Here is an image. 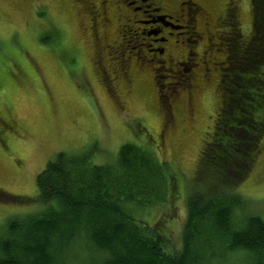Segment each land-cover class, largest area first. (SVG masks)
<instances>
[{
	"label": "rangeland",
	"instance_id": "374dc122",
	"mask_svg": "<svg viewBox=\"0 0 264 264\" xmlns=\"http://www.w3.org/2000/svg\"><path fill=\"white\" fill-rule=\"evenodd\" d=\"M210 1L212 18L223 12L228 1V9L237 11V26L219 27L211 22L204 27L196 16L195 28L204 39L192 48L203 60L225 62L217 64L221 65L219 69L210 65L213 69L206 75L195 66L182 77L189 76V82L181 81L173 93L172 84L181 77L177 79L172 70L182 72V67L165 64L166 68L158 69L151 63L158 75L153 76L146 61H133L127 46L131 33L127 30L122 32L124 42L119 40L123 50L114 44L103 49L113 29L119 38L115 28L124 23L123 15L112 13L109 25L104 27L99 22L94 30L99 35L96 40L91 29V0H0V119L11 125L4 131L0 126L2 228L8 219L39 210L33 198L36 177L58 152H85L94 163L111 164L126 142L150 148L164 164L166 174L173 177L170 193L154 205L137 210L131 207L134 218L144 220L166 237L168 250L182 247L184 199L189 189L237 193L244 200L246 215L264 216V132L251 149L247 173L238 183H229L234 176L230 169L239 162L233 155L221 167L209 170L214 179L199 170L204 146L213 140L215 132L221 105L219 84L226 88L241 73L237 67L240 58L233 56L231 44L234 47L233 42L239 41L246 45L254 31L251 0ZM219 31L227 41L216 38ZM105 32L110 35L101 39ZM174 49L181 53L174 60H182L186 47L178 44ZM128 55L130 63L124 60ZM104 68L107 76L102 73ZM128 70L129 75L122 73ZM168 83L171 86L166 97ZM255 114L264 119V108ZM236 134L241 136L242 132ZM220 140L232 150L235 142L231 135ZM234 148L241 162L240 150ZM77 250L74 247L62 254L64 258L61 255L58 263L82 264L85 251ZM91 253L94 261L105 255L93 249ZM240 260L232 258L234 264Z\"/></svg>",
	"mask_w": 264,
	"mask_h": 264
},
{
	"label": "trees",
	"instance_id": "16d2710c",
	"mask_svg": "<svg viewBox=\"0 0 264 264\" xmlns=\"http://www.w3.org/2000/svg\"><path fill=\"white\" fill-rule=\"evenodd\" d=\"M251 1L253 36L246 45L238 41L230 47L240 58L241 73L226 88L219 84L213 140L199 161L200 172L209 173L233 155L239 162L230 169V184L246 175L251 149L264 132V119L255 116L264 108V0ZM229 135L232 150L220 140ZM172 178L150 148L133 142L122 144L111 164L94 163L89 153L60 151L36 177L39 210L0 226V264H60L61 255L74 247L85 251L82 264H234L233 257L241 259L236 264H264V216L246 215L244 200L231 191L189 189L182 247L168 250L166 237L134 218L133 210L170 193ZM91 249L105 255L94 261Z\"/></svg>",
	"mask_w": 264,
	"mask_h": 264
},
{
	"label": "flooded vegetation",
	"instance_id": "af4514ba",
	"mask_svg": "<svg viewBox=\"0 0 264 264\" xmlns=\"http://www.w3.org/2000/svg\"><path fill=\"white\" fill-rule=\"evenodd\" d=\"M96 4L91 0V7L89 10L90 19H91V29L94 31L96 25L100 24L101 26H107L110 23L112 18V13L117 17L123 15L124 23L117 25L115 28V33L119 34V38L114 36V29L112 31V37L110 40H107L104 43V48L109 49L110 47H122V44L119 42L121 39L124 42L123 31L127 30L128 33H131L130 39L127 40L129 46V53L134 55L133 61L141 59L146 61L150 73L153 76H158L156 74V68L152 67L153 64H157V68H166L165 64L175 65L176 67L181 66L182 72L178 70H172L175 76L180 78L177 83H173L171 87V92L175 93L174 88L180 84L182 81H188V77L182 79L183 76H187L192 71V68L196 66L195 69L203 71L204 75L207 74L213 67L218 69L221 65H217L225 62L221 60L218 62L216 60H203L202 57L199 58V54L192 47L198 41L204 39L203 33L199 32L195 27L194 21L196 16H198L201 21H203V26L207 27L211 22L215 26H221L227 24L229 26H237V16L236 9H228V1L225 3V7L222 13L219 15L216 14L214 18L211 17L210 10L213 7V4L210 0H96ZM115 5L116 8L113 7ZM110 7V8H109ZM114 9V11L112 10ZM115 12V13H114ZM120 20V18H118ZM107 22L106 24H104ZM206 33L207 29L202 28ZM222 30V28H221ZM106 31V30H104ZM223 32V31H222ZM221 31L217 32L216 38L226 40V36ZM110 33H104L101 39H107ZM95 39H99V35L94 31ZM114 36V38H113ZM225 36V37H224ZM210 37H207V41H210ZM185 41H189V44L186 45ZM192 43V44H190ZM210 43V42H209ZM178 44H182L186 47L183 52V59L180 61L174 60L177 53L179 56L181 53L175 51V47ZM211 44V43H210ZM209 44V45H210ZM122 49V48H121ZM136 52H131L135 50ZM123 50V49H122ZM130 56L128 55L124 60L127 63H130ZM226 60V56L224 58ZM153 63V64H151ZM208 63V64H207ZM127 65V64H126ZM210 65H213L210 66ZM111 67L108 66V69ZM127 68H131V65L128 64ZM126 70V68H125ZM107 69H103L102 73L104 76H107ZM112 71V69H111ZM161 71H164L161 69ZM129 75L130 70L123 71L122 73H127ZM160 77L163 75L159 74ZM165 86V85H161ZM171 83H168L166 89L168 90L167 94L169 95V87ZM173 88V89H172ZM174 95V94H173ZM168 107L169 102H168ZM170 111V110H169ZM0 126L5 127L4 130H7L10 123L5 122L3 119H0ZM9 128V129H10Z\"/></svg>",
	"mask_w": 264,
	"mask_h": 264
}]
</instances>
